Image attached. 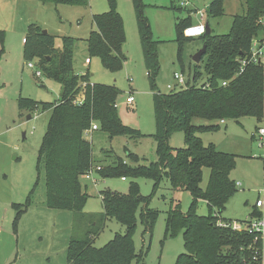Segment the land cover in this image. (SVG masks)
<instances>
[{"label": "trees", "instance_id": "trees-1", "mask_svg": "<svg viewBox=\"0 0 264 264\" xmlns=\"http://www.w3.org/2000/svg\"><path fill=\"white\" fill-rule=\"evenodd\" d=\"M33 1L45 6H88V0ZM133 1L141 28L148 77L152 78L159 69L157 46L152 41L150 25L144 17L142 0ZM245 2L246 13L234 18L229 35L217 36L212 31L210 35L200 37L207 45V52L191 73L188 86L174 89L169 94L155 95L157 133L152 137L157 143L158 160L148 166H130L119 159L112 166L96 169L101 178L122 177V180H127L128 177L133 180L129 193L110 190L101 193L104 209L101 222L97 221L98 217L84 212L89 195L84 192L81 179L91 167H98L94 165L92 144L86 136L95 123L110 139L121 136L143 139L147 135L121 122L118 114L120 91L116 87L93 85L88 74H76L77 39L64 37L62 48L58 49L55 36L43 34L40 27L31 23L24 39L26 60L40 56L43 75L63 87L55 104L32 103V106L51 111L39 153L38 181L44 172L49 209L74 215L67 264H142L145 253H138L134 244L137 213L140 212L145 231L152 233L159 212L150 208L151 196L145 197L140 193L137 180L141 178L153 182L154 193L161 182L167 180L173 193L188 191L192 195L193 201L187 212L182 210L179 201L172 203L167 211L166 237L182 234L185 242L186 253L178 258L177 264H259L250 250L254 236L219 225L220 221L228 222L222 218V213L237 192V184L231 178L236 158L219 151L214 144L205 145L200 135L215 133L221 125L194 124L195 120L221 123L246 117L261 123L264 117V67L249 64L241 72L240 63L250 55L253 40L264 36V0ZM176 7L173 5V9L181 11L179 6ZM205 9L208 19L222 17L225 14L224 0H211ZM93 19L96 27L87 40L90 58L99 57L111 70L121 68L126 60L123 54L126 35L115 1L111 0L108 13L96 15ZM192 25L191 15L179 19L176 25L180 61L183 44L194 39L184 36V30ZM201 66L203 72L198 69ZM202 77L205 81L200 85L198 81ZM224 82L226 86L222 85ZM207 83L209 88H206ZM78 96L84 97L82 104H79ZM176 132L184 133L185 148L170 146V136ZM126 151L134 163H140L139 156ZM205 169L210 175L203 186ZM201 201L207 205L206 216L198 214ZM30 203L31 196L24 206L15 205V208L21 214ZM252 216L261 214L254 208ZM110 219L124 226L125 233L116 234L102 248L95 247L94 238L102 230L103 222Z\"/></svg>", "mask_w": 264, "mask_h": 264}, {"label": "rangeland", "instance_id": "rangeland-1", "mask_svg": "<svg viewBox=\"0 0 264 264\" xmlns=\"http://www.w3.org/2000/svg\"><path fill=\"white\" fill-rule=\"evenodd\" d=\"M114 1L126 35L123 46L126 60L117 70L108 69L99 57L90 58L87 47V40L96 27L94 16L108 13L111 0H88L85 7L45 6L33 0H0V264H67V248L75 222L73 213L47 207L44 172L38 181L39 153L51 111L33 108L32 103L55 104L63 87L46 74L37 77L36 71L42 70L40 56L26 60L23 40L31 23L55 36L58 49L62 48L64 37L77 39L76 74H88L93 85L116 87L120 91L118 114L121 122L147 135L143 139L122 136L110 139L97 123L93 124V130L90 129L86 138L92 144L94 165L103 168L123 159L130 166H148L158 160L157 143L152 137L157 133L154 97L158 93H171L168 88L171 84L178 86L175 73L185 71L187 79L192 77L191 73L197 68L194 56L204 46L201 38L187 41L183 44L182 60L178 59L176 25L179 19L191 15L193 25H197L203 16L202 23L208 22L214 35L226 36L231 33L234 18L244 15L247 10L245 0H224V16L208 19L205 5L211 0H142L159 61L156 76L149 78L134 1ZM173 5L179 6L181 11L173 9ZM87 58L91 59L90 65L85 64ZM29 63L38 69L29 68ZM198 69L203 72V66ZM204 81L202 77L198 84ZM130 95L135 99L133 104L127 101ZM194 124L211 126L220 122L195 120ZM221 126L219 131L200 137L205 145L214 144L219 151L236 158L231 178L241 186H237L222 218L243 227L252 216L258 198L264 197L262 150L253 137L261 123L246 117L239 121L228 120L227 125ZM169 144L175 149L185 148L184 133L172 134ZM126 150L139 156L140 163H134ZM209 175V170L205 169L203 186ZM132 181L128 177L126 181L122 177L101 178L96 170L92 179L83 177L84 192L89 195L84 212L98 217L97 221L101 222L104 212L101 193L108 190L129 193ZM137 184L143 196H151L150 208L159 212L152 233L145 231L140 212L137 213L134 244L138 253H145L142 264H177L178 258L186 253L185 242L182 234L166 237L167 211L172 203L179 201L182 210L187 212L193 201L192 195L188 191L173 193L167 180L161 182L156 193L151 180L141 178ZM29 196V207L19 214L15 205L24 206ZM207 213V205L201 201L198 214L206 216ZM125 231V227L115 220H106L94 238V246L102 248L116 234Z\"/></svg>", "mask_w": 264, "mask_h": 264}, {"label": "built area", "instance_id": "built-area-1", "mask_svg": "<svg viewBox=\"0 0 264 264\" xmlns=\"http://www.w3.org/2000/svg\"><path fill=\"white\" fill-rule=\"evenodd\" d=\"M204 21V17L200 16V24L192 25L184 30V36L186 38H200L205 34V25L202 23ZM264 25V21H263ZM241 72L245 70V67L249 64H253L256 66H262L264 67V36L262 35L260 38H255L252 43L251 52L248 58L241 60ZM86 65L91 64V59L87 58L85 60ZM29 68L31 69H38L36 65L29 63ZM240 72V73H241ZM36 75L39 78H42L44 75L42 71L37 70ZM175 80L178 82V86L169 85L168 88L170 90L184 88L188 86V79L185 77L183 73H175L174 75ZM223 86H226L227 83H223ZM210 84H206V88H209ZM82 96H78L79 104H82L83 101ZM127 101L129 104H133L135 102V99L132 95L128 96ZM222 124L225 123V121L221 122ZM93 130V127H92ZM255 138L258 143V147L262 150V155L260 156L262 163H263V170H264V117L261 121V126L257 129V132L255 133ZM100 170L101 167H91V169L86 174V179H92L94 170ZM124 181H126V178H123ZM97 183V180L95 181ZM237 186H241V183H238ZM255 208L258 210V212L261 214L259 217H253L250 216L249 220L247 222H244L243 227H241L237 223L220 221L219 225L221 227L226 228H232L233 231L236 232H247L248 234L254 236V243L250 247V250L254 253V260L258 262L259 264H264V197H259L256 201Z\"/></svg>", "mask_w": 264, "mask_h": 264}, {"label": "water", "instance_id": "water-1", "mask_svg": "<svg viewBox=\"0 0 264 264\" xmlns=\"http://www.w3.org/2000/svg\"><path fill=\"white\" fill-rule=\"evenodd\" d=\"M211 33H212V30L210 28L209 23L207 22L206 25H205V34L210 35ZM43 34H48V32L47 31H43ZM206 52H207V45L205 44L203 46V48L194 56V59H193L194 62L196 64H199L201 62L203 56L206 54ZM48 59H50V58H48ZM29 118H31V117H29Z\"/></svg>", "mask_w": 264, "mask_h": 264}, {"label": "crops", "instance_id": "crops-1", "mask_svg": "<svg viewBox=\"0 0 264 264\" xmlns=\"http://www.w3.org/2000/svg\"><path fill=\"white\" fill-rule=\"evenodd\" d=\"M208 5H209V3H208ZM208 5H205L206 7L208 6ZM205 7V8H206ZM199 24H200V20H199ZM25 39V38H24ZM24 41V40H23ZM220 125H227V121H225V123L224 124H222V123H220ZM222 127V126H221ZM255 135V134H254ZM253 135V137H254V139H256L255 138V136ZM96 166H98V165H96ZM124 181V180H123ZM255 208V207H254Z\"/></svg>", "mask_w": 264, "mask_h": 264}]
</instances>
